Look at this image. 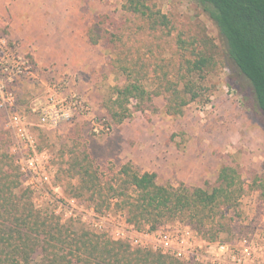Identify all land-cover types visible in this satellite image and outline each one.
Returning a JSON list of instances; mask_svg holds the SVG:
<instances>
[{"label": "trees", "instance_id": "1", "mask_svg": "<svg viewBox=\"0 0 264 264\" xmlns=\"http://www.w3.org/2000/svg\"><path fill=\"white\" fill-rule=\"evenodd\" d=\"M188 1L202 9L224 45L218 46L204 31L195 37L182 30L174 33L172 20L154 0H126L125 20L113 31L104 27L109 16L88 30L92 45L104 39L115 56L109 64L126 77L104 104L112 128L134 112L157 113L155 99L161 96L168 115L182 114L201 96L199 82L218 59L225 67L232 61L248 80L252 96L245 104L264 128V0ZM167 48L170 56L164 55ZM151 77L152 90L146 86ZM73 153L66 171L77 179L71 185L73 195L86 198L97 213L125 211L137 230H155L180 219L203 232L208 242H222L221 233L231 232L244 196L258 191L264 202V164L252 183L236 168L223 166L211 189L186 184L176 188L160 184L157 173H142L131 162L121 166L115 179L104 180L87 149ZM22 186L13 159L0 148V264H192L96 233L85 223L76 227L73 220L62 222L54 207L38 208ZM229 211L234 215L226 216Z\"/></svg>", "mask_w": 264, "mask_h": 264}, {"label": "rangeland", "instance_id": "2", "mask_svg": "<svg viewBox=\"0 0 264 264\" xmlns=\"http://www.w3.org/2000/svg\"><path fill=\"white\" fill-rule=\"evenodd\" d=\"M9 1L11 0H0L6 8ZM14 2L9 6L15 7ZM125 2L126 0H22V4L31 8H61L58 18L71 17L73 23L80 28L87 27V33L105 16L111 19L105 23L106 29L113 31L118 27L126 17L123 10ZM154 2L172 20L174 33L182 30L187 32V37H195L204 31L218 46L224 45L217 28L195 3L188 0ZM28 14L30 12L26 13ZM4 15H0L4 23V27L0 28V36H5L10 44L28 57L34 74L41 77L42 73L49 71L50 74L62 76L53 67H46L44 71L37 70L34 60L28 56L30 54L27 55L22 50L20 41L11 39L12 19L7 13ZM58 18L54 21L58 22ZM93 34L97 35L96 29ZM89 44L94 48L98 61L100 58V62H93L95 69L99 66L94 73L85 74V68L75 60L56 62L73 71L65 74L70 80L65 94L75 91L87 98L92 107L88 118L76 117L72 122L64 121L58 126L43 124L40 115L48 104V89L31 78L21 79L15 85L17 111L25 117L26 124L32 129L39 151L44 152L40 154L45 155L41 158L40 166L49 179L38 188L30 184L17 164L20 159L30 157L32 153L17 142L10 126V116L0 110V148L13 159V165L20 174L22 188L31 192L32 201L38 208L50 205L62 222L73 220L76 227L99 219L107 228H126L124 220L129 216L125 211L115 208L111 212L110 209V216H105L106 213H97L88 206L91 204L86 198L73 195L71 185H75L77 179H72L66 173L68 160L75 155L74 151L83 149L91 153L104 180L115 179L121 166L128 162L142 173H157L160 184L176 188L186 184L211 189L217 185L218 174L223 166L236 168L247 183H252L256 176L261 175L264 164V128L257 122L252 109L245 104L252 96L249 82L238 72L232 61L225 67L218 59L212 68L206 70L208 72L205 79L199 82L201 96L188 104L182 114L168 115L165 98L161 96L155 99L159 107L157 113L134 112L130 119L119 126L112 125L111 132L106 133L101 128L111 125L108 123L104 104L114 96L116 86L126 83V77L109 64V60L115 56L106 47L104 39H100L97 45ZM165 46L167 47L166 44ZM164 55H171L168 48ZM45 74L43 80L47 82L50 76ZM90 76L95 78V93L91 99L87 97V92L71 88L72 82L89 81ZM23 81H27L28 87L21 94L17 87ZM153 82V77L146 81L148 89H153ZM94 126L100 133L95 132ZM235 213H238V217L235 215L231 232L221 233L222 243L228 246L225 250L217 249L218 242L208 243L204 238L206 235L186 220L179 219L159 226L186 227L206 241L203 258L196 264H215L213 261L216 258L228 263L235 257H242L243 238L254 237V244L264 247V202L260 200L259 192L252 191L244 196ZM225 215L231 217L234 212L229 211Z\"/></svg>", "mask_w": 264, "mask_h": 264}, {"label": "built area", "instance_id": "3", "mask_svg": "<svg viewBox=\"0 0 264 264\" xmlns=\"http://www.w3.org/2000/svg\"><path fill=\"white\" fill-rule=\"evenodd\" d=\"M47 82L34 74L31 61L21 54L15 45L10 44L5 36H0V110L10 116V126L17 142L32 153L30 157L20 159L17 164L30 181V184L38 188L48 181L44 174V168L40 166L41 158L45 155L39 151L37 140L32 129L26 124L25 117L17 111V95L15 85L24 78L39 81L47 87L49 96L48 104L40 115L43 124L58 126L64 121L72 122L76 117L88 118L92 107L84 95L69 89L70 80L66 75L57 76L49 71ZM95 128V126H94ZM104 132H111L112 127L106 125L101 128ZM96 133L100 131L95 128ZM105 216H110V212ZM123 216V215H122ZM86 224V222H84ZM96 233H107L113 239L128 241L133 247L150 250L173 256L188 263L196 264L203 258L202 252L206 247L205 240L198 238L189 228L175 226H159L155 230H137L127 220H124L126 228H107L102 220L96 219L88 223ZM254 237H246L241 240L242 257L234 258L232 262H223L219 258L214 259L215 264H264V247L254 244ZM209 243V242H208ZM217 249L225 250L228 246L218 242ZM257 252L260 254L258 255ZM262 253V254H261Z\"/></svg>", "mask_w": 264, "mask_h": 264}, {"label": "crops", "instance_id": "4", "mask_svg": "<svg viewBox=\"0 0 264 264\" xmlns=\"http://www.w3.org/2000/svg\"><path fill=\"white\" fill-rule=\"evenodd\" d=\"M11 2L14 1H9L7 8L0 2V15L7 13L11 16L10 37L20 41L22 50L27 55L30 54L28 56L34 60L37 70L44 71L46 67H53L56 69L54 71L56 73L59 71L58 73L61 75L71 74L73 71L69 67L56 63L63 60L79 62L85 68V74L98 70L99 66H96V69L93 66V62H97L98 58L94 48L88 42L87 27L80 28L73 23L71 17L58 18L61 15L59 10L61 8L45 9L39 6L31 8L22 4V0L15 1L16 5L12 7L9 6ZM27 12L30 14L26 15ZM57 18L58 22H55L54 20ZM62 20L63 22H61ZM3 24V20L0 18V28L4 27ZM98 62H100V58ZM45 75L42 73V79L45 78ZM94 83V76H90L89 81L72 82L71 88L87 92V97L91 99L95 93ZM27 87V81H23L20 82L17 90L23 94ZM44 87L47 89L46 86Z\"/></svg>", "mask_w": 264, "mask_h": 264}]
</instances>
